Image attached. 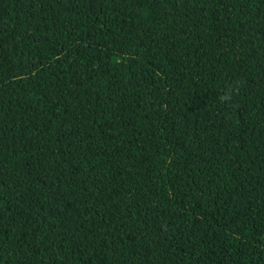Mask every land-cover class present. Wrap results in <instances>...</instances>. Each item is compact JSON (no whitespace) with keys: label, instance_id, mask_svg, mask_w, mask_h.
Here are the masks:
<instances>
[{"label":"trees","instance_id":"1","mask_svg":"<svg viewBox=\"0 0 264 264\" xmlns=\"http://www.w3.org/2000/svg\"><path fill=\"white\" fill-rule=\"evenodd\" d=\"M0 264H264V0H0Z\"/></svg>","mask_w":264,"mask_h":264},{"label":"clouds","instance_id":"2","mask_svg":"<svg viewBox=\"0 0 264 264\" xmlns=\"http://www.w3.org/2000/svg\"><path fill=\"white\" fill-rule=\"evenodd\" d=\"M238 90V89H237ZM228 99L230 100L231 99V95H229Z\"/></svg>","mask_w":264,"mask_h":264}]
</instances>
